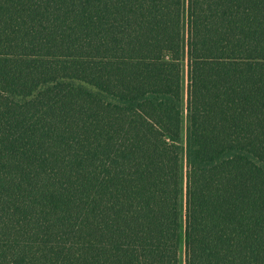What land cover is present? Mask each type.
Wrapping results in <instances>:
<instances>
[{"label": "trees", "instance_id": "16d2710c", "mask_svg": "<svg viewBox=\"0 0 264 264\" xmlns=\"http://www.w3.org/2000/svg\"><path fill=\"white\" fill-rule=\"evenodd\" d=\"M0 264H264V0H0Z\"/></svg>", "mask_w": 264, "mask_h": 264}, {"label": "rangeland", "instance_id": "374dc122", "mask_svg": "<svg viewBox=\"0 0 264 264\" xmlns=\"http://www.w3.org/2000/svg\"><path fill=\"white\" fill-rule=\"evenodd\" d=\"M185 102L187 100V89H188V65L186 64V67H185Z\"/></svg>", "mask_w": 264, "mask_h": 264}]
</instances>
